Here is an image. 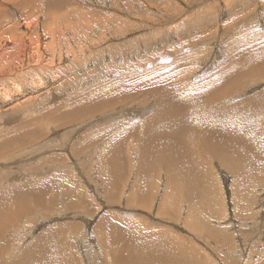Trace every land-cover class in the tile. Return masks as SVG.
Returning a JSON list of instances; mask_svg holds the SVG:
<instances>
[{
    "label": "rangeland",
    "instance_id": "374dc122",
    "mask_svg": "<svg viewBox=\"0 0 264 264\" xmlns=\"http://www.w3.org/2000/svg\"><path fill=\"white\" fill-rule=\"evenodd\" d=\"M183 102L260 173L162 159ZM0 222V264H264V0H0Z\"/></svg>",
    "mask_w": 264,
    "mask_h": 264
},
{
    "label": "bare ground",
    "instance_id": "6f19581e",
    "mask_svg": "<svg viewBox=\"0 0 264 264\" xmlns=\"http://www.w3.org/2000/svg\"><path fill=\"white\" fill-rule=\"evenodd\" d=\"M26 53L27 51L25 52V55ZM185 106H187L188 111L185 110L186 112L185 113L182 112L183 114H181V112L178 113V115H180L181 117V121L179 120L176 122L173 121L170 115L172 113L177 115L178 110L181 108H184ZM188 112L189 114H186ZM192 112H194V109L192 108L191 103L189 102L179 103V104H176L175 106H172V108L168 111V114L162 120L161 125H160V128L162 129L161 131L162 135L160 139L158 140V142H156L154 145V148L157 150L158 154H160V157L162 159L172 163L180 172H187L188 170H192L195 166L196 168H198L199 165L197 164L200 162L199 157L204 155V153L206 154L208 153L209 157H212L216 159L217 161H219L220 163H222V166L224 168L227 167L229 171H231L230 167H232L236 175L238 176V180L240 181H245V182L248 181L250 178L253 177L252 174H254L255 171H256V174L260 173V162L253 161V158L246 153L247 150L244 149L242 146V145H245L244 143L233 144L232 142H230L228 145L227 136L229 138L235 139L236 142H241V140L238 139V136H237L238 133H236L233 130L232 134L225 132L224 135H222V138H217L218 135L221 136L220 133L227 126L231 125L229 122H225L224 119H217L216 121L215 120L211 121L213 124H211V126H208L209 123H206L205 121L202 122L203 119L202 117H199V114L197 112H196L197 114L196 113L191 114ZM202 125L209 127L208 131L206 129L207 132H210L209 134L195 131L197 127H200ZM180 135L182 136L180 137ZM248 144L245 146L251 149V146H249ZM241 148L243 149V151L240 150ZM206 157H205V160H206ZM181 165H186V168L188 170L180 167ZM208 178H211V176H209ZM204 180H207V178L205 177ZM204 180L203 182L205 183ZM204 183H202L201 181H198V184H197L192 181L190 184L193 187H197L199 184H203V186L205 187ZM25 187L28 188V186H25ZM27 188H23L22 191H24L25 193H22V195L18 196V194H14L15 202H19L18 198L23 195L34 196V197H37L39 200H41V198L45 197L44 193L47 192V190H44V193H41V191L43 190V187L41 188L35 187L30 191H28ZM23 204L24 203H22V207H19L20 212L23 211V209L25 208L23 207ZM2 220L4 221V219ZM0 225H1V222H0ZM141 244L142 246L139 245V247L136 250V253L140 252L143 246H146V247L150 246V245H145V244H148L146 243L145 239L142 240ZM51 247L57 250L58 252H62L61 248L57 246L56 240H55L53 243L47 244V248H42L37 252V255L41 256L40 258H38L39 261L37 264H51V262H53V264H66V261H68L69 259H66L63 262V261H59L58 258H54L49 255L48 248L51 250Z\"/></svg>",
    "mask_w": 264,
    "mask_h": 264
}]
</instances>
